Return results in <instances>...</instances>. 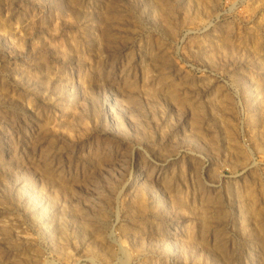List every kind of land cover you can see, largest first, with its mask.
Listing matches in <instances>:
<instances>
[{
    "label": "rangeland",
    "instance_id": "374dc122",
    "mask_svg": "<svg viewBox=\"0 0 264 264\" xmlns=\"http://www.w3.org/2000/svg\"><path fill=\"white\" fill-rule=\"evenodd\" d=\"M0 264H264V0H0Z\"/></svg>",
    "mask_w": 264,
    "mask_h": 264
}]
</instances>
